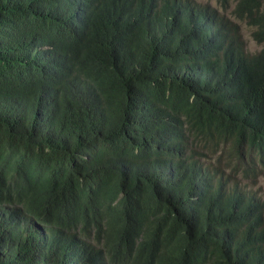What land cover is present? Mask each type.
<instances>
[{
    "label": "trees",
    "instance_id": "1",
    "mask_svg": "<svg viewBox=\"0 0 264 264\" xmlns=\"http://www.w3.org/2000/svg\"><path fill=\"white\" fill-rule=\"evenodd\" d=\"M216 4L0 0V264H264V0Z\"/></svg>",
    "mask_w": 264,
    "mask_h": 264
},
{
    "label": "rangeland",
    "instance_id": "2",
    "mask_svg": "<svg viewBox=\"0 0 264 264\" xmlns=\"http://www.w3.org/2000/svg\"><path fill=\"white\" fill-rule=\"evenodd\" d=\"M198 3H202V4H210L212 6H217L216 4V0H195ZM242 34L244 36V39L246 41V44L248 46V50L249 51H256L259 50V46L255 44V42L251 39V30H249L247 27H245L244 25L242 26ZM261 184H263V182H261ZM261 187V191L264 195V186H260Z\"/></svg>",
    "mask_w": 264,
    "mask_h": 264
},
{
    "label": "clouds",
    "instance_id": "3",
    "mask_svg": "<svg viewBox=\"0 0 264 264\" xmlns=\"http://www.w3.org/2000/svg\"><path fill=\"white\" fill-rule=\"evenodd\" d=\"M210 5V4H209ZM212 6V5H211ZM213 7H216V6H213ZM244 37V36H243Z\"/></svg>",
    "mask_w": 264,
    "mask_h": 264
}]
</instances>
